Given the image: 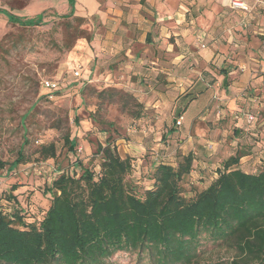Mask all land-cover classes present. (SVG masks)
<instances>
[{
	"label": "rangeland",
	"instance_id": "rangeland-1",
	"mask_svg": "<svg viewBox=\"0 0 264 264\" xmlns=\"http://www.w3.org/2000/svg\"><path fill=\"white\" fill-rule=\"evenodd\" d=\"M207 3L77 0L74 13L86 19L82 27L92 33L93 40L77 38L66 48L71 39L60 15L68 12L67 0H0V159L13 161L21 146L26 158L14 169L0 171L4 208L5 197L15 184L11 195L25 221H39L49 205L46 187L55 173L59 169L78 173L75 159L93 166L97 145L107 137L121 156L131 157L134 167L129 180L144 189L151 184L152 164L175 163L189 151L194 155L193 166L182 183L187 197L214 178L222 161L237 150L248 153L239 162L243 170L264 169V25L252 28L257 24L252 5L246 3L249 11L241 12L227 2L213 23L209 15L193 21V38L188 43L180 34L158 38L150 31L159 25L155 17L160 9L186 10L188 21L198 18ZM7 12L22 19L41 15L43 23L22 27L10 23ZM244 12L251 14L245 32L239 27ZM217 22L231 28L232 37L214 32L220 42L213 47L215 39L205 41L201 33L219 26ZM251 35L258 41L249 43ZM168 44L171 50H166ZM173 52L181 55L179 79L174 80L167 79L174 64L166 62V53ZM76 68L79 77L73 75ZM222 69L229 73L225 83ZM44 78L58 83L56 92L41 86ZM188 90L206 92L198 108L191 109L192 117L184 115L187 107L181 124L174 126L180 95ZM137 112L139 118H135ZM247 114L255 120L247 122ZM234 128L239 129V136ZM67 131L77 142L73 153L63 140ZM179 141H183L181 146ZM48 143L55 145L53 158L39 153ZM204 249L196 264H230L234 258L233 250L226 247L206 245ZM104 264L148 263L138 260L135 253L117 252Z\"/></svg>",
	"mask_w": 264,
	"mask_h": 264
},
{
	"label": "trees",
	"instance_id": "trees-1",
	"mask_svg": "<svg viewBox=\"0 0 264 264\" xmlns=\"http://www.w3.org/2000/svg\"><path fill=\"white\" fill-rule=\"evenodd\" d=\"M67 1L68 12L60 15L71 39L66 48L77 38L92 41V33L82 27L86 19L74 13L76 0ZM7 14L10 23L22 27L43 23L41 15L22 19ZM221 73L225 83L227 70ZM205 92L182 93L177 116ZM140 115L137 112L135 118ZM179 117L174 118V126ZM254 120L253 115L251 122ZM233 133L239 136V129L234 128ZM63 140L68 151H75L77 142L69 131ZM39 153L53 158L55 145H42ZM247 154L237 150L229 155L215 177L187 197L182 183L192 170L191 151L182 153L175 163L152 164L151 184L144 189L129 180L131 157L121 156L107 137L104 144L97 145L93 166L75 159L78 173L62 169L55 173L46 187L50 202L39 221H25L11 195L17 185L11 186L6 208L0 201V264H104L117 252L135 253L148 264H196L206 245L233 250L230 264H264V169L243 170L239 162ZM25 162L21 146L13 161L0 159V171Z\"/></svg>",
	"mask_w": 264,
	"mask_h": 264
},
{
	"label": "crops",
	"instance_id": "crops-1",
	"mask_svg": "<svg viewBox=\"0 0 264 264\" xmlns=\"http://www.w3.org/2000/svg\"><path fill=\"white\" fill-rule=\"evenodd\" d=\"M245 3H249V5L251 4L252 7H250V10L252 9L251 14L254 15V21H256L257 24L253 25V29L254 30H259L261 29L260 26L264 25V0H243ZM252 1V2H251ZM228 0H208L207 3V8H204L200 14V16L197 18H194V20H188L189 17H186V10L184 11H176L175 9L172 11H167L164 9H160L158 10V12L156 13V17H155V22L159 23L158 27H156V30H154L153 27H151L150 31L151 32H155L158 38H164V37H168L170 34L172 35H181L183 37V40L185 42H191V38H193L192 33L194 32V28L193 26H191V24L194 22H196L199 19L204 20L206 18V16H211V22L213 23V20L215 21L216 19V12L218 10H222L224 8V6H226L228 3ZM77 3V0H76ZM75 3V6H76ZM245 13V12H244ZM243 13V14H244ZM250 14V15H251ZM218 15V14H217ZM249 14L245 13L244 17L241 19L242 20V26H239L243 32H245L246 29H244V27L246 26V24L248 23V16L250 17ZM222 22V21H221ZM221 22H217L219 23V26H211L210 28H207V31L201 33L202 35H205V41H210L213 40L211 43V45L213 47H218L220 42L219 38H216L217 36H213V33H221L223 35V33L227 32L229 33V37H227V39H231L232 37V30L231 28H228L226 25H224ZM149 30V29H148ZM149 32V31H147ZM145 33V35L147 36L148 33ZM256 32V31H254ZM251 41L249 43H253L252 41H258V39L254 36L251 35ZM249 37V38H250ZM180 39H177V42H179ZM245 40H248V37L245 38ZM208 41V42H209ZM248 42V41H247ZM169 47L166 48V50H171V48L173 46H171L170 44H168ZM173 50V49H172ZM192 55V54H191ZM208 56V54H207ZM166 57L168 58V64H174L172 66V73H167L168 75H170V77H167V79L173 78V80L179 79L178 77V67L180 65H177L178 63L180 64V58L181 55L178 52H173L169 55H167L166 53ZM171 57V59L169 60V58ZM189 58V56H188ZM163 62V61H162ZM165 61L163 63H166ZM229 73L227 72V75ZM221 75L223 76V74L221 73ZM198 100L192 101L190 103V105L188 106L186 112L184 113V115L186 116V118L188 119L189 117L191 118L192 114H191V109L194 108H198L197 105ZM181 144H183V141H179L178 145L181 146Z\"/></svg>",
	"mask_w": 264,
	"mask_h": 264
},
{
	"label": "built area",
	"instance_id": "built-area-1",
	"mask_svg": "<svg viewBox=\"0 0 264 264\" xmlns=\"http://www.w3.org/2000/svg\"><path fill=\"white\" fill-rule=\"evenodd\" d=\"M228 2H229V6L232 9H237V10H241V11H245V12L249 11V7L247 6V4L243 0H229ZM73 75L76 77H79L80 76V69L79 68L74 69ZM41 86L50 92H54L58 88V83L56 81L51 80V79L44 78L41 80ZM246 120H247V122H251L253 120V115L247 114ZM175 122H176V124L179 125L181 123V117L176 119ZM132 167H134V163H132Z\"/></svg>",
	"mask_w": 264,
	"mask_h": 264
}]
</instances>
